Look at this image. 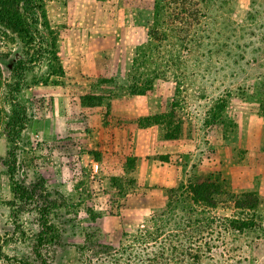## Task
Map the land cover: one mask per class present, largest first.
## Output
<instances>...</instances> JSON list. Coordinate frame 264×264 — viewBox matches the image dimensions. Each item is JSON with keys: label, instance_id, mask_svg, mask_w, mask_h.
Listing matches in <instances>:
<instances>
[{"label": "rangeland", "instance_id": "rangeland-1", "mask_svg": "<svg viewBox=\"0 0 264 264\" xmlns=\"http://www.w3.org/2000/svg\"><path fill=\"white\" fill-rule=\"evenodd\" d=\"M113 1L107 5L115 7L117 0ZM119 3L129 6L130 21L139 27L137 40L145 41L129 47L130 58H134L130 75L136 66L139 72H157L176 82L180 103L187 104L190 126L200 127L201 141L207 147L213 148V133L221 138L223 113L230 115L242 103L260 109L264 99V0ZM116 17L111 15L114 21ZM11 37L12 32L0 30V264H154L155 255H159L155 264H264V187L259 211L262 222L257 220V226L244 230L231 228L234 221L248 214L236 208L229 196H222L219 207L212 209L194 203L180 187L167 191L163 204L147 214L131 213L120 221L127 197L111 188L103 191L88 174L74 178L69 168L55 174L57 167L46 172L44 167L50 161L41 157L40 143L32 144L24 135L12 143L6 127L12 112L6 83L11 80L13 65L35 44L21 39L15 43ZM47 66L44 58L28 73L27 87L34 85L35 90L41 85L35 83L46 76ZM165 81L161 78L160 85ZM24 91L19 98L28 107L27 125L44 104L40 89L34 91L33 99ZM222 104L226 111L221 114ZM12 146L16 148L15 180L25 187L24 199L15 195L8 175ZM56 160L51 159L53 164ZM210 174L221 172L213 169L196 174L184 184ZM227 183L228 191L242 193L240 182ZM181 193L184 201H180ZM39 205L49 207L54 230L42 244L37 243L42 231ZM192 219L193 226L186 228L184 222ZM187 231L195 237L193 243L188 242ZM37 244L42 258L37 255ZM189 246L197 248L199 259L182 254Z\"/></svg>", "mask_w": 264, "mask_h": 264}, {"label": "crops", "instance_id": "crops-1", "mask_svg": "<svg viewBox=\"0 0 264 264\" xmlns=\"http://www.w3.org/2000/svg\"><path fill=\"white\" fill-rule=\"evenodd\" d=\"M111 1L46 0L51 25L66 31L58 41L64 73L35 83L41 84L35 88L42 92L44 107L31 115L22 130L25 139L40 143L41 157L50 161L45 171L57 167L55 174L69 168L74 178L88 174L104 191L110 190L112 178L127 175L124 158L135 157L137 188L141 190L127 196L120 221L131 213L147 214V210L163 204L169 189L213 169L227 181L240 182L241 192L262 195L264 117L258 109L246 103L233 108L230 115L236 129L229 132L222 128L221 138L213 137V133V148L201 141L199 126H190L186 102L180 103L183 124L178 139H162L158 125L140 124L150 114V99L126 92L134 65L128 50L145 41L137 40L139 27L130 21L129 6L117 0V5L110 7L107 4ZM111 15L117 16L115 21ZM102 77L111 82L97 84ZM33 90L34 85L24 92L33 99ZM99 93L103 97L96 102L85 98ZM159 95L180 102L179 89L172 80L160 85ZM55 158L57 165L51 161ZM95 164L100 173L93 180ZM250 181L255 183L250 185Z\"/></svg>", "mask_w": 264, "mask_h": 264}, {"label": "trees", "instance_id": "trees-1", "mask_svg": "<svg viewBox=\"0 0 264 264\" xmlns=\"http://www.w3.org/2000/svg\"><path fill=\"white\" fill-rule=\"evenodd\" d=\"M7 30L14 34L11 37L16 43L17 39H21L25 43L35 44V47L24 52V56L19 58L11 69V80L6 83L8 99L12 105V112L6 122L8 136L12 143H17L22 135L23 127L26 124L28 107L21 102L19 96L26 89V80L29 72L44 62V58L48 60L47 74L42 76L39 81L48 82L52 75L63 74L64 69L58 55V41L61 36L59 29L51 25L46 6V0H0V30ZM46 56V57H45ZM136 62V61H135ZM135 73L131 75L130 85L126 89L129 94H143L150 99V114L140 120L143 126L156 124L160 127V136L165 140L178 139L182 133V117L179 100H172L163 97L160 94L161 78L170 80L169 76H159L154 72L147 74L139 72L138 67L134 66ZM134 72V70H133ZM111 79L102 77L100 83H110ZM264 92V90H263ZM103 95L89 94L85 98L88 102H96L101 100ZM226 111L225 104L221 105V114ZM214 112V108L210 110V115ZM260 116L264 117V99L258 109ZM222 128L229 132L236 129L235 121L226 113L221 116ZM8 156L12 160L8 175L12 182V189L19 198H25L23 190L25 187L15 180L14 166L16 165V148L12 146L8 151ZM164 158V157H161ZM127 175L125 177H114L111 179V190L118 195L126 198L130 194H137V178L135 171V157H125ZM12 166V167H11ZM227 180L221 174L217 176L210 174L207 178L198 182H189L188 185L183 184L180 189L186 190L190 199L200 206L218 208L221 203L222 196L230 197V201L234 202L235 207L242 211H247L248 216L234 221L231 228L236 230H244L257 226L258 221L262 222V214L259 213L263 207V199L257 192L235 193L227 190ZM179 190V189H178ZM168 191H175L170 189ZM177 191V190H176ZM29 193V191H28ZM180 201H184L185 194L181 193ZM251 211H254L252 214ZM38 212L41 218L42 231L38 235V242L43 243L50 237L53 225L49 220V207L44 205L38 206ZM258 212L259 214H257ZM195 220V219H194ZM154 222V221H153ZM186 228L192 227L193 219L184 222ZM188 242L193 243L195 237H191L187 231ZM157 236L154 233V238ZM201 238V237H200ZM201 240V239H199ZM205 240V238L203 239ZM207 243V241H206ZM210 243V240H209ZM196 245V244H195ZM200 248V247H199ZM37 255L42 258L40 245L36 247ZM184 256L199 259L201 254L197 252L196 247H187L182 253ZM159 255H155L158 260ZM154 259V264L157 261ZM44 260V259H43ZM153 261H150V263ZM44 264H47L44 261Z\"/></svg>", "mask_w": 264, "mask_h": 264}, {"label": "built area", "instance_id": "built-area-1", "mask_svg": "<svg viewBox=\"0 0 264 264\" xmlns=\"http://www.w3.org/2000/svg\"><path fill=\"white\" fill-rule=\"evenodd\" d=\"M196 121V120H195ZM200 129H199V136L200 137H202L201 135H200ZM204 133V132H203ZM202 134V133H201ZM100 173V167H99V165L98 164H95L93 167H92V178H93V180H95L97 177H98V174Z\"/></svg>", "mask_w": 264, "mask_h": 264}]
</instances>
